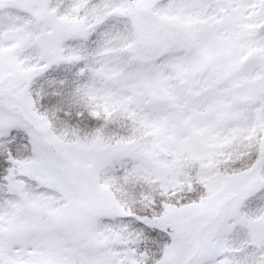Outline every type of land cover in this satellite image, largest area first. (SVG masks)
<instances>
[{
  "label": "snow or ice",
  "instance_id": "1",
  "mask_svg": "<svg viewBox=\"0 0 264 264\" xmlns=\"http://www.w3.org/2000/svg\"><path fill=\"white\" fill-rule=\"evenodd\" d=\"M0 264H264V0H0Z\"/></svg>",
  "mask_w": 264,
  "mask_h": 264
}]
</instances>
